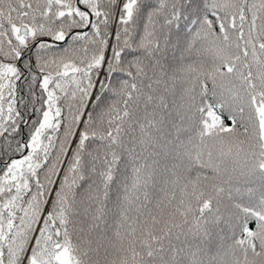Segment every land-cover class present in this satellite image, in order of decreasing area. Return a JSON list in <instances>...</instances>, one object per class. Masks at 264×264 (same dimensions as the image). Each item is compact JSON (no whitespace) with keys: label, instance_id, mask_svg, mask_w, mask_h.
<instances>
[{"label":"snow or ice","instance_id":"6c2138e0","mask_svg":"<svg viewBox=\"0 0 264 264\" xmlns=\"http://www.w3.org/2000/svg\"><path fill=\"white\" fill-rule=\"evenodd\" d=\"M0 264H264V0H0Z\"/></svg>","mask_w":264,"mask_h":264}]
</instances>
